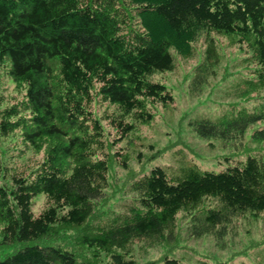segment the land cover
I'll list each match as a JSON object with an SVG mask.
<instances>
[{"label":"trees","instance_id":"1","mask_svg":"<svg viewBox=\"0 0 264 264\" xmlns=\"http://www.w3.org/2000/svg\"><path fill=\"white\" fill-rule=\"evenodd\" d=\"M215 36L244 50L247 74L235 96L262 100L254 110L230 108L188 124L223 145L242 143L257 124L249 140L264 145V0H0V76L25 89L0 111V264H180L168 254L140 262L134 243L176 240L181 219L191 236L212 234L224 247L235 218L264 213V158L256 151L244 146L245 157L223 170L182 159L135 171L129 153L113 151L103 124L120 140L150 124L156 105L175 100L152 77L175 68L173 52L193 57L203 37L189 83L201 96L223 59ZM97 103L113 109L106 118ZM16 133L22 154L43 156L27 171L11 164L14 155L5 159L3 144ZM116 165L128 173L111 208ZM41 194L47 205L35 214Z\"/></svg>","mask_w":264,"mask_h":264},{"label":"rangeland","instance_id":"2","mask_svg":"<svg viewBox=\"0 0 264 264\" xmlns=\"http://www.w3.org/2000/svg\"><path fill=\"white\" fill-rule=\"evenodd\" d=\"M215 39L223 59L218 75L210 81L201 96H195L190 92L189 83L194 67L204 56L203 37L195 44L196 52L193 57L185 58L173 52L175 68L152 77L154 81L166 84L174 94L175 100L168 107L156 105L154 108L156 117L150 124L140 125L129 139L120 140L116 129L107 119L103 120L108 137L114 145L113 151L129 153L130 165L135 171H140L144 166L147 170L157 165L173 167L182 159L188 163H197L203 168L223 170L230 163L245 157V153L242 152L244 146L264 158V145L253 144L249 140L257 124L249 127L244 140L238 145H223L220 140L202 138L188 124L196 117L216 119L230 108L245 107L254 110L262 100L258 94L243 98L235 96L247 74L244 67H241V59L245 56L244 50L238 45H231L225 37L215 36ZM0 83L1 111L4 107L20 101L24 97L25 89L19 88L18 83L4 73L0 76ZM112 110L107 104L94 105V111L101 117L106 118L104 115L110 114ZM3 145L4 150L8 149L6 161L14 155L11 164L26 171L43 157L34 151L22 154L20 149H25L26 146L18 133ZM226 155H231L229 158L233 159L227 160ZM148 158L150 159L147 160ZM111 173L107 201L108 207L112 208L120 203L118 201L127 181L128 171L121 165H116ZM46 205L45 195L37 196L33 204L34 213L39 214ZM181 214L180 212L179 218ZM230 227L229 234L225 237V246L221 247L212 234L202 237L191 236L185 220L179 219L176 240L156 246L137 241L133 246L134 254L140 262L158 260L168 254L178 259L180 264H199L201 257H206L210 264L222 262L264 264V213L256 218L250 214L235 218Z\"/></svg>","mask_w":264,"mask_h":264}]
</instances>
